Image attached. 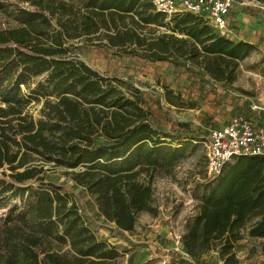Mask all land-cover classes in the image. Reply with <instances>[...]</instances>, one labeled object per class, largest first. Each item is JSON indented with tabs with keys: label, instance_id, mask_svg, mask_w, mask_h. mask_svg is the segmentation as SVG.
Listing matches in <instances>:
<instances>
[{
	"label": "trees",
	"instance_id": "16d2710c",
	"mask_svg": "<svg viewBox=\"0 0 264 264\" xmlns=\"http://www.w3.org/2000/svg\"><path fill=\"white\" fill-rule=\"evenodd\" d=\"M23 1L31 7L9 11L0 3L16 23L0 28V264H117L118 248L96 236L46 172L83 166L71 172L75 183L106 221L133 232L140 213H158L154 180L174 172L189 141L180 147L163 141L141 88L73 55L72 41L86 36L115 54L184 59L228 83L256 46L221 35L191 12L167 22L152 0ZM151 25L171 32L154 35ZM40 76L44 81L31 89ZM41 98L35 118L31 103ZM165 98L194 106L168 87ZM197 199L181 237L184 253L193 261L220 247L227 264H239L233 248L247 225L248 236L264 239V155L227 163Z\"/></svg>",
	"mask_w": 264,
	"mask_h": 264
},
{
	"label": "rangeland",
	"instance_id": "374dc122",
	"mask_svg": "<svg viewBox=\"0 0 264 264\" xmlns=\"http://www.w3.org/2000/svg\"><path fill=\"white\" fill-rule=\"evenodd\" d=\"M241 2H246L245 6L250 10H263L260 7L264 3L257 0H237L236 8ZM0 3L9 11L16 7H31L23 0H0ZM229 18V27L233 30L234 7ZM15 25L7 12L0 11V28ZM151 28L156 29L154 35L171 32L166 27L151 25ZM229 37L234 39L233 34ZM72 43V54L105 76L129 80L141 88L152 111L151 122L158 132L163 133V141L175 147L187 141L189 145L174 172L171 175H158L154 180V205L158 213H140L133 232L120 231L113 222L106 221L99 213L94 198L84 187L75 183L71 172L83 166L48 170L47 179L62 184L63 192L76 203L84 222L96 236L118 248L120 256L117 264H227V256L221 253L220 247L203 253L199 260H189L184 254L181 237L186 233L188 223L196 216L194 210L198 212L197 198L210 181L205 158V142L210 131L238 114L254 120L264 117L263 45H256V49L240 62L236 80L228 83L216 81L184 59L154 61L115 54L111 49L97 46V40H89L86 36ZM43 81V76L34 78L31 89ZM166 87L180 93L183 103H193V108L169 104L165 98ZM29 91L25 89L26 93ZM43 101L41 98L31 103L30 112L35 118L40 117ZM4 211L0 209V214ZM245 236V240L237 242L233 248L239 264H264L261 249L264 239Z\"/></svg>",
	"mask_w": 264,
	"mask_h": 264
},
{
	"label": "built area",
	"instance_id": "2783aa9c",
	"mask_svg": "<svg viewBox=\"0 0 264 264\" xmlns=\"http://www.w3.org/2000/svg\"><path fill=\"white\" fill-rule=\"evenodd\" d=\"M236 1L152 0L156 11L168 18L178 12L201 15L225 36L233 34L229 17ZM205 148L206 173L210 179L219 175L224 165L239 156L264 155V118L258 121L246 115L233 116L226 124L210 131Z\"/></svg>",
	"mask_w": 264,
	"mask_h": 264
},
{
	"label": "crops",
	"instance_id": "0c3cea01",
	"mask_svg": "<svg viewBox=\"0 0 264 264\" xmlns=\"http://www.w3.org/2000/svg\"><path fill=\"white\" fill-rule=\"evenodd\" d=\"M246 4V2H241L237 8L236 4L234 5V29L232 30L234 40H244L254 44L255 46L262 44L264 47V6L260 7L263 9L260 12L256 9L250 10L247 6H245ZM252 26L253 28H251ZM259 120L260 119H258V121ZM197 202L198 211V204L200 201L197 199ZM195 212L196 210H194V214H197ZM251 224L252 223L248 224L246 229L243 231L245 234H247ZM244 240L245 238L240 240V242Z\"/></svg>",
	"mask_w": 264,
	"mask_h": 264
}]
</instances>
